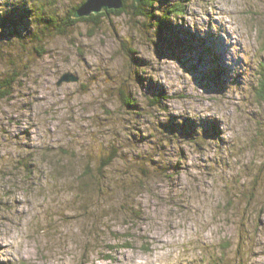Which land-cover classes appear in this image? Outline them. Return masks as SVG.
I'll use <instances>...</instances> for the list:
<instances>
[{
    "label": "clouds",
    "instance_id": "9594fccd",
    "mask_svg": "<svg viewBox=\"0 0 264 264\" xmlns=\"http://www.w3.org/2000/svg\"><path fill=\"white\" fill-rule=\"evenodd\" d=\"M0 264H264V0H0Z\"/></svg>",
    "mask_w": 264,
    "mask_h": 264
},
{
    "label": "rangeland",
    "instance_id": "374dc122",
    "mask_svg": "<svg viewBox=\"0 0 264 264\" xmlns=\"http://www.w3.org/2000/svg\"><path fill=\"white\" fill-rule=\"evenodd\" d=\"M164 0H162L163 6ZM160 15V14H159ZM176 38L172 34L166 33L162 35L164 41L159 37L157 44L158 57H167L176 60L183 69L191 74L194 80L201 85H206L209 90L219 91L222 83V77L214 73L215 69H221L220 56L221 46L218 41L211 35L205 39H201L191 32L175 28ZM207 64L214 65L211 72L204 71ZM223 76V75H222ZM149 92L153 96L163 94V89L157 85H152ZM172 125H169V130ZM192 127L186 124L183 135L190 136ZM213 126L209 125L208 134H212Z\"/></svg>",
    "mask_w": 264,
    "mask_h": 264
},
{
    "label": "trees",
    "instance_id": "16d2710c",
    "mask_svg": "<svg viewBox=\"0 0 264 264\" xmlns=\"http://www.w3.org/2000/svg\"><path fill=\"white\" fill-rule=\"evenodd\" d=\"M156 14L159 15L160 13L158 12ZM17 23H19V22H17ZM174 30H175V28H173L170 24H168L164 21H161L159 37L164 41V39L162 38V35L169 33V34H172L174 38H176V33ZM214 73L218 76V78H221L223 75L222 69H215ZM162 95L160 94L157 97L162 96Z\"/></svg>",
    "mask_w": 264,
    "mask_h": 264
}]
</instances>
